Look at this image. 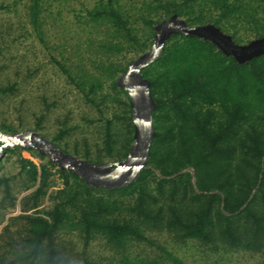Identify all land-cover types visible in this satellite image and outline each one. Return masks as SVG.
I'll return each instance as SVG.
<instances>
[{
    "label": "trees",
    "instance_id": "16d2710c",
    "mask_svg": "<svg viewBox=\"0 0 264 264\" xmlns=\"http://www.w3.org/2000/svg\"><path fill=\"white\" fill-rule=\"evenodd\" d=\"M135 7H125L123 0H94L79 13L80 23L94 35L88 36L89 66L53 56L85 103L101 113L103 145L94 154L87 142L84 150L75 146L72 151L92 162L120 161L129 153L132 109L127 91L116 83L128 64L118 57L150 49L159 21L177 14L190 25L213 23L237 43L264 36V0H141ZM27 9L45 41V1L28 0ZM142 73L155 102L156 133L149 167L131 184L89 185L49 158L38 164L22 155L27 150L47 157L34 148H3V153L18 152L19 170H3L9 155L0 156V224L17 204L15 183H20L19 192L36 187L22 196V212L11 218L22 221L18 239L12 238V224L4 228L0 264H70L57 241L59 234L70 232H77L85 248L103 239L118 264H184L160 243L157 256L132 255L133 244H156L153 236L163 234L178 243L197 240L215 250L264 253V54L239 62L210 40L176 33ZM14 89V83L1 85L0 93ZM110 105L114 111L106 116ZM0 128L17 133L6 124ZM69 133L70 128L61 127L52 137L66 152L61 141ZM52 167H57L62 186L51 193L53 204L41 210L53 183Z\"/></svg>",
    "mask_w": 264,
    "mask_h": 264
},
{
    "label": "rangeland",
    "instance_id": "374dc122",
    "mask_svg": "<svg viewBox=\"0 0 264 264\" xmlns=\"http://www.w3.org/2000/svg\"><path fill=\"white\" fill-rule=\"evenodd\" d=\"M44 1L45 41H42L30 22L28 0H0V6H4L0 8V86L15 84L12 92L0 93V124L17 128V133L35 129L51 140L61 127H68L70 133L61 144L67 146L69 153L74 154L72 151L75 146L84 150V142H87L94 154L98 146L103 145L99 119L101 113L85 103L82 94L68 82L53 60V56L59 60L69 57L75 64L89 66L88 36L94 35L90 33V28L80 23L78 15L83 14L85 8L92 6L94 0ZM123 3L133 11L135 6H140L141 0H123ZM140 54L127 51L119 55L118 59L124 64H129ZM105 91H109L108 83H105ZM113 111L114 105L106 110L105 115L112 116ZM37 124H40V128H36ZM0 132L15 134L1 128ZM21 152L23 156L32 158L38 164L48 160V157L39 158L27 150ZM7 155L9 157L4 161L3 170L17 173L18 152L2 154L3 158ZM56 170L57 167H52L53 183L40 204L41 210L53 204L50 195L62 186V179ZM35 187L19 192L20 183H15L13 190L18 193L17 204L6 212L4 221L0 224V242L7 224H12V238L18 239L16 231L22 226V221H14L11 218L22 212L20 199ZM153 238L156 244H133L130 248L132 255L157 256L162 253L157 244L160 243L181 258L184 264H264V253L261 252L223 248L215 250L197 240L178 243L166 234L154 235ZM5 239H8V236H5ZM57 241L61 252L70 259V264H118L115 259L117 255L103 239H94L85 248L77 232H70L59 234ZM163 262L162 264L170 263L168 260Z\"/></svg>",
    "mask_w": 264,
    "mask_h": 264
},
{
    "label": "water",
    "instance_id": "95a60500",
    "mask_svg": "<svg viewBox=\"0 0 264 264\" xmlns=\"http://www.w3.org/2000/svg\"><path fill=\"white\" fill-rule=\"evenodd\" d=\"M176 33L210 40L225 54L232 55L239 62L264 54V36L253 38L246 43H237L230 34L213 23L190 25L184 18L174 14L155 25L151 48L133 59L116 79L117 85L124 87L129 95L134 122L133 142L125 159L92 162L64 151L53 140L35 129L12 135L0 132V140L3 142L0 146V156L3 154V148L7 146L29 147L53 160L62 170L76 173L89 185L114 188L134 182L140 172L149 167L147 161L150 146L156 133L152 116L155 102L150 92V81L143 76L142 70L159 58L166 41ZM188 170L191 171L195 184L194 170ZM179 173L181 172L177 174Z\"/></svg>",
    "mask_w": 264,
    "mask_h": 264
}]
</instances>
